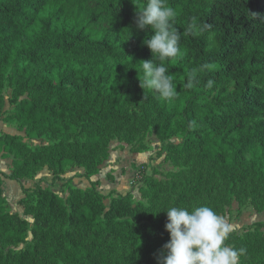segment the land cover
I'll list each match as a JSON object with an SVG mask.
<instances>
[{
  "label": "trees",
  "instance_id": "obj_1",
  "mask_svg": "<svg viewBox=\"0 0 264 264\" xmlns=\"http://www.w3.org/2000/svg\"><path fill=\"white\" fill-rule=\"evenodd\" d=\"M134 3L0 0V116L24 132L0 135V155L14 154L11 171H0V264H162L171 237L154 204L69 179L66 196L40 184L23 188L19 203L31 223L9 210L3 190L4 178L33 180L45 167L54 181L73 167L89 179L98 174L108 135L140 115L131 99L152 105L159 131L181 135L170 145L174 159L203 166L194 183L151 180L155 199L170 190L179 206L191 205L214 178L205 169H215L234 198L242 184L253 198L264 193V0H166L180 41L177 56L164 61L145 44L154 32L137 27L147 0ZM141 61L164 64L173 98L140 86ZM40 139L52 145H30ZM234 236L225 244L246 249L249 241L236 246Z\"/></svg>",
  "mask_w": 264,
  "mask_h": 264
},
{
  "label": "rangeland",
  "instance_id": "obj_2",
  "mask_svg": "<svg viewBox=\"0 0 264 264\" xmlns=\"http://www.w3.org/2000/svg\"><path fill=\"white\" fill-rule=\"evenodd\" d=\"M3 93L6 97L4 109L8 113L14 109V105L8 102L13 96V88H4ZM24 94L26 95L27 93ZM146 102L131 99L129 107L131 110H136L140 113L138 119L130 123L120 122V125H118L116 130H112L105 142V149L109 151V155L112 151H119L122 153L121 157L124 162L137 157L135 159L136 163L132 165L134 168L133 180L137 184L133 185L132 183L130 191L124 192L125 194L123 195L130 193L137 202L147 205L154 204L164 214L166 223L168 222L166 211L170 207H185L189 210L198 206L211 207L231 225L232 232L229 236L235 235L233 241L236 246L243 241H249L245 254L242 258L239 256L238 264H259L260 259L264 257V193L253 198L250 194L251 188L249 184H242L238 187L240 190L234 198L229 192V185L219 179L216 170L205 169L207 173H212L211 175L214 178L206 183L205 193L191 205L179 206L176 201V193L170 190L164 192L159 200L154 198L153 188L150 184L151 180L156 179L171 183L180 181L186 184L194 183L197 180L196 174L203 166L195 157L182 160L173 158L170 153V145H178L182 141V137L179 133L170 134L162 129L159 131L157 126H159L161 120L152 105ZM10 127L12 128L9 130L13 134L24 135V132L19 129L18 122L13 121ZM30 145L32 147L35 145L49 146L52 145V142L45 139L32 140ZM13 157L14 154L10 155L9 158L13 160ZM129 166H123L124 172L126 168H130ZM8 181L11 180H7L5 185L3 183L4 193H8L11 190ZM55 182L51 184L54 189L56 188ZM56 190L60 193L62 192L60 187ZM5 195L8 200L9 210L15 212L21 209L19 213L24 215V206L19 203V200H14V196ZM106 203L110 204L108 201ZM24 217L31 223L34 222L32 215H24ZM166 232L168 231L166 230ZM31 239L32 235L29 236V240ZM228 246L232 247V245Z\"/></svg>",
  "mask_w": 264,
  "mask_h": 264
},
{
  "label": "clouds",
  "instance_id": "obj_3",
  "mask_svg": "<svg viewBox=\"0 0 264 264\" xmlns=\"http://www.w3.org/2000/svg\"><path fill=\"white\" fill-rule=\"evenodd\" d=\"M175 15L174 9L166 6V0H147L146 6L137 12V27L154 32L145 44L160 61L179 53L180 34L173 26ZM141 62L140 86L144 90H154L163 99L173 98L176 87L164 64ZM194 79L195 71L188 75V87L193 86ZM212 85L213 81L209 80L206 86L211 88ZM166 212L165 227L171 239L164 246L166 254L162 264H238L239 256L245 253L246 249L236 250L225 244L232 227L211 207L198 206L189 210L174 206Z\"/></svg>",
  "mask_w": 264,
  "mask_h": 264
},
{
  "label": "crops",
  "instance_id": "obj_4",
  "mask_svg": "<svg viewBox=\"0 0 264 264\" xmlns=\"http://www.w3.org/2000/svg\"><path fill=\"white\" fill-rule=\"evenodd\" d=\"M5 115L0 117V133L4 132L13 134V132L9 130L12 128L10 127L11 124L4 120ZM121 154L122 153H120L119 151H112L109 155V158L100 166L99 173L92 176L90 179L83 176L85 172L83 168L73 167L61 176V180H56L55 182L53 180V173L47 167H45L38 172L36 178L33 180H22L21 182L15 180L8 181L11 190L8 193L6 192L5 194H7L8 196H14V200H20L24 196L23 188L32 189L37 184H40L43 187L50 186L52 189H54L51 184L55 182L56 188L54 190L58 192L56 189L60 187L62 188V192L58 193L66 196L63 184L66 180L69 179L72 180V184L74 186L81 188H87L91 186V182H98L97 189L105 195H108L111 191H116V193L118 194H125L124 192L130 191V189L132 188V183L133 185L137 184V182L133 180L134 168L132 166L136 163L135 159H137V157L128 159L124 162ZM128 165H130V168H126L124 172L123 166ZM11 166L12 160L10 158H3L0 155V171L8 173ZM7 180L9 179L4 180V185ZM130 182L131 184L129 185ZM107 201L109 202L110 200L107 199ZM17 211L21 212V209H18Z\"/></svg>",
  "mask_w": 264,
  "mask_h": 264
}]
</instances>
